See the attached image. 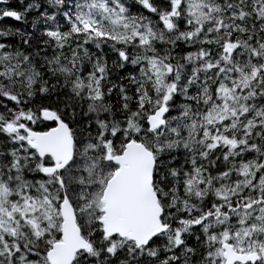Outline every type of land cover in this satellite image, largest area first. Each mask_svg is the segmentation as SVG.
<instances>
[{"label": "snow or ice", "instance_id": "6c2138e0", "mask_svg": "<svg viewBox=\"0 0 264 264\" xmlns=\"http://www.w3.org/2000/svg\"><path fill=\"white\" fill-rule=\"evenodd\" d=\"M0 264H264V0H0Z\"/></svg>", "mask_w": 264, "mask_h": 264}, {"label": "trees", "instance_id": "16d2710c", "mask_svg": "<svg viewBox=\"0 0 264 264\" xmlns=\"http://www.w3.org/2000/svg\"><path fill=\"white\" fill-rule=\"evenodd\" d=\"M12 3H15V0H11Z\"/></svg>", "mask_w": 264, "mask_h": 264}]
</instances>
